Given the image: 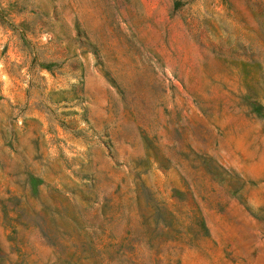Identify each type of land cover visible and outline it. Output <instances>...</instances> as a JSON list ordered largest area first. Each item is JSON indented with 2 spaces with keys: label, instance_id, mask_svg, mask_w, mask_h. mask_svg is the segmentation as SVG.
Listing matches in <instances>:
<instances>
[{
  "label": "rangeland",
  "instance_id": "1",
  "mask_svg": "<svg viewBox=\"0 0 264 264\" xmlns=\"http://www.w3.org/2000/svg\"><path fill=\"white\" fill-rule=\"evenodd\" d=\"M0 264H264V0H0Z\"/></svg>",
  "mask_w": 264,
  "mask_h": 264
}]
</instances>
